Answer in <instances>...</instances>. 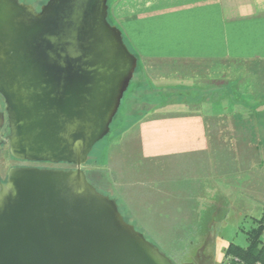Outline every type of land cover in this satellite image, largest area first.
<instances>
[{
    "label": "water",
    "instance_id": "95a60500",
    "mask_svg": "<svg viewBox=\"0 0 264 264\" xmlns=\"http://www.w3.org/2000/svg\"><path fill=\"white\" fill-rule=\"evenodd\" d=\"M108 0H0V98L12 166L0 180V264H175L83 166L137 66Z\"/></svg>",
    "mask_w": 264,
    "mask_h": 264
},
{
    "label": "crops",
    "instance_id": "0c3cea01",
    "mask_svg": "<svg viewBox=\"0 0 264 264\" xmlns=\"http://www.w3.org/2000/svg\"><path fill=\"white\" fill-rule=\"evenodd\" d=\"M109 16L155 73L164 65L264 62V0H113ZM200 71L162 78L178 93H242L243 86ZM226 84L229 91L221 90ZM251 100L157 104L126 131H134L136 166L125 148L110 151L101 167L116 170L123 208L152 241H210L236 198L262 203V217L264 106Z\"/></svg>",
    "mask_w": 264,
    "mask_h": 264
},
{
    "label": "rangeland",
    "instance_id": "374dc122",
    "mask_svg": "<svg viewBox=\"0 0 264 264\" xmlns=\"http://www.w3.org/2000/svg\"><path fill=\"white\" fill-rule=\"evenodd\" d=\"M25 3H30L39 9L40 5L45 3L46 0H21ZM113 0H109V4ZM110 22L112 21L109 16ZM115 25V24H114ZM138 59V66L134 72L131 79L130 85L128 86L127 92L123 95L120 106L117 113L115 114L111 124L109 132L94 146L89 154V159L87 163L83 166L85 171H103L106 178L103 184L99 185L101 190L115 198L119 203L120 211L123 213L125 218L132 224L135 228L141 231L144 236L156 245L168 258L175 264H224L225 248L230 242H233L240 246H246V231L249 230L254 225V219H259L262 210V203H253L246 206L241 199L234 200L232 203L231 210L228 211L227 217L221 220V225L219 227V232L210 241H190V242H173L166 241L160 237L161 241H152L151 238L142 229L138 227L136 222H133V218L130 214L123 208V201L121 196L117 194L113 186L119 180L116 170H112L111 167L108 169H103L102 163L107 162V157L111 150L118 151L122 148L126 149L130 157L129 162L135 159L131 164L136 166L137 159V148L133 144L135 135L134 131L131 134L126 133L129 127L139 118H142L150 107L157 104H177V102H189L199 99H204L207 94L202 96L197 92H189V90L179 89L181 93H178L177 84H168L167 81H163L165 76L171 77L172 72H183V75H197L202 70L211 73L214 72L219 78L220 82L222 80L229 82H235L236 78H241L242 82H248L250 77L252 81L250 83V90L254 91V94L262 93L264 95V62L253 64H241V63H219V65H196L194 63H188L181 66L164 65L160 69V72L155 73L154 69L151 68L149 62L141 57ZM215 67V68H214ZM160 73V74H159ZM158 77H163L159 82V86H154L151 84L152 79ZM179 75V74H177ZM199 75V74H198ZM206 75V74H205ZM170 81V80H169ZM181 85V84H179ZM145 90V91H144ZM157 91L159 93H153ZM176 92V93H175ZM144 95H142V94ZM142 95V99L147 98V102L144 100L137 101V97ZM255 96V95H254ZM227 97V96H226ZM252 101V100H251ZM254 102V101H253ZM184 109V108H177ZM8 133V127L6 123V114L4 111V103L0 98V141L5 139ZM127 157V158H128ZM12 166H32L39 168H52V169H72L73 165L67 163H49V162H28L20 161L14 159L8 150L7 142L4 141L2 147L0 148V180L5 181L7 170ZM146 166V165H143ZM145 168V167H144ZM143 168V169H144ZM103 169V170H102ZM143 174L136 173L132 177L141 178ZM146 179L142 180L145 185ZM148 182V180H147ZM143 186V185H142ZM138 186V188L142 187ZM143 218V215L140 216ZM148 222V218L144 219ZM264 238V235L262 234Z\"/></svg>",
    "mask_w": 264,
    "mask_h": 264
},
{
    "label": "trees",
    "instance_id": "16d2710c",
    "mask_svg": "<svg viewBox=\"0 0 264 264\" xmlns=\"http://www.w3.org/2000/svg\"><path fill=\"white\" fill-rule=\"evenodd\" d=\"M107 4H108V18L107 19L110 22V20H109V0L107 1ZM110 23H112V22H110ZM248 64L249 63H246V65H248ZM250 64L255 65V63H250ZM137 66H138V59H137ZM137 66H136V68H137ZM249 81L250 82L252 81L251 77H250ZM249 81L248 82L246 81L244 83V82H242V79L240 77L236 78L234 85H236V87L238 85L243 86L244 88H241L242 93H206V94L209 97V99H213V98L221 99V98H224L227 96V97H232V98H234V100L240 101L241 103H244V104H247L244 101L245 96H249L252 98V101H254L253 105L264 106V95L262 93L254 94L255 96L252 94V93H254V91H251V93H248L249 92L248 90L250 88ZM129 85H130V83H129ZM227 86H228L227 84L224 85V87L222 86L221 90L229 91V88H231V87H227ZM127 90H128V88H127ZM127 90L125 91V93L127 92ZM156 92L157 91H153V93H156ZM200 94L202 96H204L205 93H200ZM142 95H144V94H142ZM142 95H139L137 97V101L144 100V102H147L148 101L147 98L142 99ZM86 173H87V177H88L89 181L91 183H93L99 191L107 194L106 192L101 190V188L99 186L105 182L103 180L104 178H106L105 175L103 177L104 172L103 171H97L96 172L94 170H88V171H86ZM117 203H118V201H117ZM118 206H119V203H118ZM119 210H120V208H119ZM124 218H125V216H124ZM125 220L128 221L126 218H125ZM256 223H257L256 226H254V227H252L246 231L247 245L246 246H240V245H237L233 242H230L227 245V247L225 248V257L226 256H234V257L238 258L241 262H243V264H253L256 261H261L264 263V241H263V237H262L263 230H264V212H263L262 217L260 219H258L256 221Z\"/></svg>",
    "mask_w": 264,
    "mask_h": 264
},
{
    "label": "built area",
    "instance_id": "2783aa9c",
    "mask_svg": "<svg viewBox=\"0 0 264 264\" xmlns=\"http://www.w3.org/2000/svg\"><path fill=\"white\" fill-rule=\"evenodd\" d=\"M263 235H264V230H263ZM224 264H243V262H241L238 258L234 257V256H227ZM253 264H264L261 261H256Z\"/></svg>",
    "mask_w": 264,
    "mask_h": 264
}]
</instances>
